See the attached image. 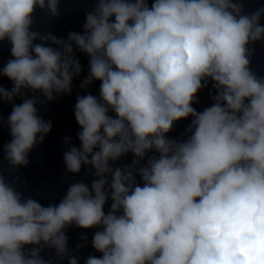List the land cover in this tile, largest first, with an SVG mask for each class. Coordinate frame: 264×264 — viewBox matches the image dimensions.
Segmentation results:
<instances>
[{
    "label": "clouds",
    "instance_id": "clouds-1",
    "mask_svg": "<svg viewBox=\"0 0 264 264\" xmlns=\"http://www.w3.org/2000/svg\"><path fill=\"white\" fill-rule=\"evenodd\" d=\"M60 4L0 0V44L11 46L0 67L11 82L0 83V104L11 105L6 120L0 114L11 138L0 149V264H78L69 255L73 226L96 229L91 247L101 255L84 264H264V77L251 69L264 6L94 0L82 32L66 40L33 30L37 10L51 20ZM77 51L88 57L74 106L79 147L65 136L63 163L66 174L86 167L92 180L45 206L3 164L9 173L28 165L50 133L37 105L72 93ZM96 81L98 96L87 91ZM210 82L212 103L197 111ZM189 118L186 139L169 137Z\"/></svg>",
    "mask_w": 264,
    "mask_h": 264
},
{
    "label": "water",
    "instance_id": "water-1",
    "mask_svg": "<svg viewBox=\"0 0 264 264\" xmlns=\"http://www.w3.org/2000/svg\"><path fill=\"white\" fill-rule=\"evenodd\" d=\"M264 6V0H245L246 12L255 11L257 8ZM261 23L264 24V17ZM254 48V54L251 58V69L258 76L264 77V43H256L251 46Z\"/></svg>",
    "mask_w": 264,
    "mask_h": 264
}]
</instances>
